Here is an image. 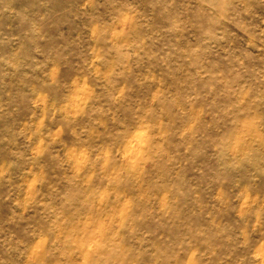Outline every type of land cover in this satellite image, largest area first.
Here are the masks:
<instances>
[{"label": "rangeland", "instance_id": "obj_1", "mask_svg": "<svg viewBox=\"0 0 264 264\" xmlns=\"http://www.w3.org/2000/svg\"><path fill=\"white\" fill-rule=\"evenodd\" d=\"M0 264H264V0H0Z\"/></svg>", "mask_w": 264, "mask_h": 264}]
</instances>
